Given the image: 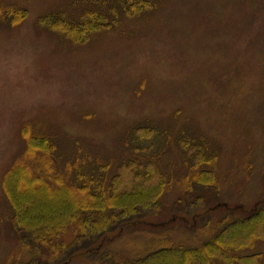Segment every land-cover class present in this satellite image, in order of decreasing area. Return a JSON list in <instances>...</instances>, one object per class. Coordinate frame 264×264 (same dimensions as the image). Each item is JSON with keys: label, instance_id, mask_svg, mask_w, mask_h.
<instances>
[{"label": "rangeland", "instance_id": "obj_1", "mask_svg": "<svg viewBox=\"0 0 264 264\" xmlns=\"http://www.w3.org/2000/svg\"><path fill=\"white\" fill-rule=\"evenodd\" d=\"M151 4L101 32L86 30L90 35L79 42L39 20L61 12L77 20L91 8L83 0H0V264H12L20 254L5 175L20 163L42 173L45 165L36 159L42 156L70 182L78 164L97 174L99 165H120L135 157L137 147L155 142L153 153L161 155L141 150L145 155L136 157L158 166L161 160L162 172L182 185L167 188L162 214L138 216L134 231L121 227L89 244L86 256L70 250L74 256L64 264H94L90 252L105 239L107 255L123 259L159 241L208 238L211 226L196 223L205 208L175 207L179 198L186 200L181 191L187 181L178 174L190 167L187 141L214 153L207 165L219 193L210 196L209 210L217 205L250 213L264 201V0ZM11 6L28 13L12 20ZM40 134H49L51 150L33 157L28 146ZM25 181L18 185L29 200L33 193ZM52 200L57 206L48 211H59L62 198ZM256 243L254 263L264 264V239Z\"/></svg>", "mask_w": 264, "mask_h": 264}, {"label": "trees", "instance_id": "obj_2", "mask_svg": "<svg viewBox=\"0 0 264 264\" xmlns=\"http://www.w3.org/2000/svg\"><path fill=\"white\" fill-rule=\"evenodd\" d=\"M83 1L91 8L77 20L71 21L61 12L46 14L39 22L54 30H62L65 35L83 42L87 40L86 36L90 35H85L86 30L93 29L92 33L101 32L115 24L123 15L132 17L153 7L152 0ZM9 8L13 13L12 20L15 21H20L28 13L25 7ZM69 21L75 23L70 24ZM55 23H59L60 26ZM48 135H34L31 139L28 148H34L33 157L42 154L36 151L43 149L42 152L45 153L51 150ZM154 144L155 142H148L144 147H137L139 152L136 155L139 153L145 155L143 152L153 153ZM183 151L188 156L190 170L187 168V174L182 176L178 174V178H185L187 181L185 191H181L186 200L179 198L175 207L183 205L181 210L193 208V211L205 208V215L196 219V223L211 226L210 236L201 241L199 237L195 239L197 241L194 244L171 240H166L170 241L169 243L159 241L155 245L145 246L139 253L136 251L130 253L131 255L126 253L123 259L116 255H107L108 239H105L97 251L95 249L93 253L90 252V256L93 255L91 260L89 259L91 262L255 264L256 241L264 239V201L258 203L250 213H241L233 207L216 208L217 205L209 210V205L214 202L213 199H209L210 196L219 193L217 184L213 181L214 171L207 165L212 162L214 153L210 150L209 154V149L206 151L203 145H194L190 141H187ZM153 154L161 155L159 152ZM136 155L117 166L101 164L94 168L97 174H91V167L86 169L78 164V171L70 182L65 174L54 173L49 164L50 160L44 162L43 156L36 158L45 165L42 173L34 172L31 166L27 169L21 163L12 165L5 175L7 190L4 191L13 205L11 206L13 226L20 239V254L12 264H64L70 262L77 253L81 254L77 256H86L88 251L84 250L89 244L119 231L121 227H128L134 231L139 221L136 220L138 216L149 213L162 214V197L167 188L173 185L179 189L182 185H178V181L175 182L177 177L162 172L159 167L161 160L158 166L155 160L146 157V160L142 161ZM25 156L30 157L28 149ZM35 168L41 166L37 165ZM14 177L17 179L16 184ZM20 178L26 180L31 188L33 196L29 200L22 197L23 191H20L18 185ZM53 198L57 200L62 198L63 204L59 211H48V205L54 203ZM204 198L209 202H205ZM70 250L75 251L74 255L69 254ZM258 253V256H262L260 252ZM99 257L102 258L101 263L98 262Z\"/></svg>", "mask_w": 264, "mask_h": 264}]
</instances>
